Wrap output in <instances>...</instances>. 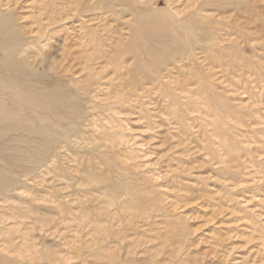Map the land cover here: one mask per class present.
Instances as JSON below:
<instances>
[{
    "label": "rangeland",
    "instance_id": "374dc122",
    "mask_svg": "<svg viewBox=\"0 0 264 264\" xmlns=\"http://www.w3.org/2000/svg\"><path fill=\"white\" fill-rule=\"evenodd\" d=\"M8 67L0 264H264V0H0Z\"/></svg>",
    "mask_w": 264,
    "mask_h": 264
},
{
    "label": "bare ground",
    "instance_id": "6f19581e",
    "mask_svg": "<svg viewBox=\"0 0 264 264\" xmlns=\"http://www.w3.org/2000/svg\"><path fill=\"white\" fill-rule=\"evenodd\" d=\"M16 70L19 71L18 68ZM16 70L13 67H8L9 74H6V76L0 80L3 81V85L0 87V138L6 137V132H17L23 128L28 130L27 127L23 126V122H19V118L26 115L25 112H27V110H33L38 114L39 111L47 109L53 113L52 116H48L47 114L42 115L41 121H46L51 124L43 126L41 128L42 131H49L52 127H61L62 120L68 118L67 113L63 110L67 107H63L64 104L57 102V96L51 94L49 91L41 89L32 90L31 87L23 81V76ZM32 74L36 76L40 75L39 72H33L31 75ZM29 90L33 91L31 95L27 94ZM69 106L70 109L75 108L74 104L69 103ZM31 131L33 132L32 129ZM24 139V136H19V141L22 142ZM47 139L48 138H39L37 140L32 139L31 141H34L33 143L37 144V146L45 148L48 144ZM40 153L41 152L36 150V154L41 155Z\"/></svg>",
    "mask_w": 264,
    "mask_h": 264
}]
</instances>
